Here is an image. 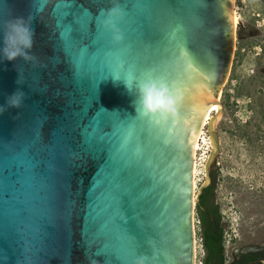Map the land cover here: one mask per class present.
<instances>
[{
  "label": "water",
  "instance_id": "95a60500",
  "mask_svg": "<svg viewBox=\"0 0 264 264\" xmlns=\"http://www.w3.org/2000/svg\"><path fill=\"white\" fill-rule=\"evenodd\" d=\"M117 5L114 44L101 10ZM232 7L0 0V24L31 16L35 32L33 60H0V105L25 94L0 113V264H193L194 147L229 70ZM212 46L222 51L218 77L205 59ZM145 73L182 94L164 126L136 113L137 90L124 82ZM261 252L259 243L233 250Z\"/></svg>",
  "mask_w": 264,
  "mask_h": 264
},
{
  "label": "rangeland",
  "instance_id": "374dc122",
  "mask_svg": "<svg viewBox=\"0 0 264 264\" xmlns=\"http://www.w3.org/2000/svg\"><path fill=\"white\" fill-rule=\"evenodd\" d=\"M232 14L238 22L233 27L231 61L216 97L221 117L211 127H202L192 162L194 204L217 174L215 201L222 214L228 264L236 257L235 248L264 244V6L234 0ZM255 31L258 34L252 35ZM191 221L193 264H202L195 209Z\"/></svg>",
  "mask_w": 264,
  "mask_h": 264
},
{
  "label": "clouds",
  "instance_id": "9594fccd",
  "mask_svg": "<svg viewBox=\"0 0 264 264\" xmlns=\"http://www.w3.org/2000/svg\"><path fill=\"white\" fill-rule=\"evenodd\" d=\"M121 15L122 12L118 5L101 10V16L104 17L102 24L111 31L114 44H119L123 40V34L117 26ZM32 20L31 16L27 18L15 16L0 24L3 45L0 47V60L15 61L21 58L31 61L34 59L31 53L35 36ZM124 82L129 92L133 88L137 90V98L134 101L136 113L160 126L176 119L182 101V94L178 88L171 86L165 79L155 78L149 73L139 78L128 74ZM24 95L22 91L17 90L8 96L5 105H0V113L6 111L7 108H19ZM127 142L128 138L125 139V143ZM145 259V257H138L135 264H144Z\"/></svg>",
  "mask_w": 264,
  "mask_h": 264
},
{
  "label": "trees",
  "instance_id": "16d2710c",
  "mask_svg": "<svg viewBox=\"0 0 264 264\" xmlns=\"http://www.w3.org/2000/svg\"><path fill=\"white\" fill-rule=\"evenodd\" d=\"M216 180L217 174L213 173L211 183L201 190L195 207L199 236L204 250L202 264H228L222 214L215 201Z\"/></svg>",
  "mask_w": 264,
  "mask_h": 264
},
{
  "label": "flooded vegetation",
  "instance_id": "af4514ba",
  "mask_svg": "<svg viewBox=\"0 0 264 264\" xmlns=\"http://www.w3.org/2000/svg\"><path fill=\"white\" fill-rule=\"evenodd\" d=\"M255 2H258L261 6H264V0H253ZM256 32V31H255ZM253 32L252 35H257L258 32ZM241 34H245V31H242ZM240 34H238L239 36ZM242 35V36H243ZM221 50L214 46L212 48L207 47L205 50V59L212 64L213 71L215 73V76L218 77L221 71V58H217L221 55ZM234 262H237L236 264H264V253H256V254H249V255H237L229 264H232Z\"/></svg>",
  "mask_w": 264,
  "mask_h": 264
},
{
  "label": "bare ground",
  "instance_id": "6f19581e",
  "mask_svg": "<svg viewBox=\"0 0 264 264\" xmlns=\"http://www.w3.org/2000/svg\"><path fill=\"white\" fill-rule=\"evenodd\" d=\"M233 3H234V0H233ZM232 17H233V27H235V25H237V22H238V20H237V18L232 14ZM216 101H217V104H218V106H216L215 108H212V109H210L209 111H208V113L206 114V116H205V118H204V121H203V125H202V127H204L205 125H207V124H209L210 125V127H211V125H212V122L214 121V124L217 122V121H219V119H220V117H221V107H220V104H219V101L216 99ZM213 114H215V115H217L218 117H212V115ZM211 132V131H210ZM201 134H202V128H201V131H200V133H199V136H198V138H197V141H196V143H195V147H194V155H195V153H196V151H197V149H198V142H199V139H200V136H201ZM210 134H212V132L210 133ZM211 141H212V144H213V147H214V150H215V143H214V139L211 137ZM211 144V145H212ZM217 145V144H216ZM194 155H193V157H194ZM193 174H194V171L192 172ZM192 190H194V183H193V181H192ZM192 197H193V199H194V195L192 194ZM193 202V201H192ZM194 203V202H193ZM194 246V245H193ZM195 247V246H194ZM196 248V247H195ZM194 250V249H193ZM194 252V251H193ZM196 258V257H195ZM195 261V260H194ZM195 263V262H194Z\"/></svg>",
  "mask_w": 264,
  "mask_h": 264
}]
</instances>
